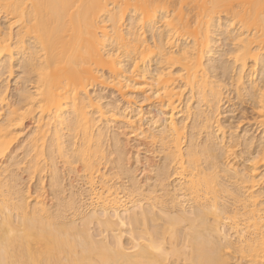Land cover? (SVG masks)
I'll return each instance as SVG.
<instances>
[{"label":"bare ground","instance_id":"obj_1","mask_svg":"<svg viewBox=\"0 0 264 264\" xmlns=\"http://www.w3.org/2000/svg\"><path fill=\"white\" fill-rule=\"evenodd\" d=\"M221 14L224 17L225 14L230 15L224 22L220 19ZM0 15L5 19V27L0 29V65L10 76V71H13L11 60H16L14 53L21 55L23 59L19 58V61L22 60L19 66L33 77V84L28 80L30 85H24L18 93L19 106L8 104L4 88L0 90V264H232L230 260L233 258L246 259L248 264H264V204L260 202L263 196L258 197L263 192L261 189L259 193L255 190L260 182L256 165L259 164L257 161H264V142L261 144L263 146L259 145L260 152L251 156L250 167L243 172H238L241 168L235 169L229 161L231 147L235 145L232 146L231 142L237 141L235 137L230 144L223 143V139H214L215 142H222L221 145H218L220 142L215 143L220 146V154H217V149L215 152L212 136L216 138L213 131L218 128L219 132L220 125L216 128L213 123L217 122L215 118L219 115L218 105L222 102L223 89L220 81L212 79L204 66L205 54L215 51L209 46L215 41V31L224 22L226 31L231 27L226 33H229L226 40L234 42L231 58L234 65L230 64L232 67L236 65L235 71H231L234 72L233 77L230 76L235 83L233 89H237L236 97L241 98L244 94L251 97L257 111V122L264 132V78L256 82L254 77V73H257L255 68L264 56V0H0ZM147 31L151 33V40L146 36ZM153 59L156 69L155 73L150 74L148 65ZM126 65L127 70H131L129 76L133 78L125 75ZM228 67H231L229 62ZM131 72L133 75H130ZM221 80L224 81L223 78ZM245 81L249 83V90ZM106 83L132 94L135 90H141L140 96L144 94V98L153 99L152 107L159 113L160 120L157 122L161 121L162 127L158 132L145 136L150 138L151 143L159 144L165 154L163 158L170 165L169 171L172 169L171 173L177 176V187L170 188L175 192L170 191L173 194H169L174 196L169 198L168 195L166 198L170 199V210H155L160 212L158 215L153 211L161 200L165 202L164 197L159 199L160 195L153 194L160 191V185L156 184V191L150 193L155 187L152 186L149 194L146 192L147 195L157 196H149L152 201L150 207L146 208L143 205L137 207V202H144L140 198L142 195H139L144 191L135 188L139 192L135 190L136 193L132 195L140 197L134 200L126 197L129 198L126 202L133 205L130 209L127 203L122 204L125 200H118L121 195L117 196V187H112L113 181V185L108 183L109 177H114L108 175L106 178L103 173L106 167L102 166L107 164L106 153L109 152V149L105 152L107 147L104 145L108 143H103L106 135L97 126L101 117L107 116L108 109L101 110L103 108L96 106L98 104L90 96L92 87L95 88L96 84L107 87ZM184 88L190 94L186 101L196 99L195 110L188 104L184 112L182 108L177 110ZM4 101L8 103L2 104ZM204 106L208 111L203 109ZM180 112H183L182 116L178 115ZM189 118L194 121L190 136L186 135ZM26 119L34 124L27 136L30 159L27 161L29 156L23 157L28 166L24 161L22 164H25L29 178L35 179L34 176L38 175L33 198L30 187L25 190L22 185L19 188L14 186L17 183L10 184L8 173L10 175L11 167L3 160L10 152L14 139L19 137V133L23 134L20 131ZM204 131L208 132V136L206 141L203 138L204 143H200L198 137ZM66 134L69 137L67 142L63 140ZM108 137L106 139H110ZM47 143L49 150L46 152ZM56 155L65 160L60 162L61 165L68 162L72 163L68 166L70 168H75L74 163L81 167L83 180H80L87 185L85 188L89 189L90 199L94 201L92 209H87L91 212L81 217L80 224L74 219L63 220L62 216L63 219L56 215L61 210L58 213L59 209L52 207L56 210L52 214L47 207L43 183L45 173L43 176L42 173L46 171V175L49 174L51 167L54 171L53 159L56 160ZM15 167L12 169L15 170ZM119 167L117 165V170ZM15 171L11 174L15 175ZM58 171L53 173L57 174ZM230 171H233L232 175ZM227 175L233 181V191L223 181L220 182L222 176ZM55 180L50 179L49 184L62 186ZM130 185L139 184L132 185L131 182ZM117 190L121 191V188ZM179 192L184 196V204L191 205V215L184 211L183 201L180 203L178 200L182 197L179 195L177 198L175 193ZM223 194L231 198L232 207H228L231 203L226 205L222 202ZM70 195L68 200L65 198L67 201L72 198ZM224 201L227 203L229 200L226 198ZM71 202L73 199L67 203L69 206L65 205L69 211L73 205ZM177 205L183 209H178ZM92 223L98 226V238L90 233ZM223 224L231 228V236L228 231L227 235L224 233L226 227L224 232L221 231ZM124 233L128 237L126 242Z\"/></svg>","mask_w":264,"mask_h":264},{"label":"rangeland","instance_id":"obj_2","mask_svg":"<svg viewBox=\"0 0 264 264\" xmlns=\"http://www.w3.org/2000/svg\"><path fill=\"white\" fill-rule=\"evenodd\" d=\"M222 15V14H221ZM226 16L224 17V15H222V16H220V19H222V20H224V22H225V19H226V17H229V15L230 14H225ZM0 17H1V15H0ZM1 21H0V29H1V27H2V29H4V25H5V19H4V17L2 16L1 17V19H0ZM220 21L221 23L223 22V21ZM127 22V21H126ZM224 22L222 23L223 25L221 26V27H219V28H217V31H215V35H214V40L216 41V43H215V41L213 42V43H215L216 45H214L213 43H212V45H209L210 46V48H212V49H215V51H213V52H209L207 55L205 54V63L206 64H204V66L207 68V71L208 72H210V76H211V78L212 79H217V81H220L219 83H221V85L223 86V84H224V86L222 87L221 86V88L223 89V90H225L224 92H223V90H222V95H221V103H220V105H218V110H219V113H217V115L218 116H216V120H217V122H216V124H215V122L213 123V126L214 127H219V125H220V127H219V132L217 131L218 130V128L217 129H212V130H210V131H213L214 132V135H215V133H216V138H214V136H212L213 138H212V140H213V149L214 150H218V152H217V150L215 151V152H217V154L219 155L220 154V149H218L220 146H218V145H221V143L223 142H225L226 144H230V142L234 139V137L237 139V141H236V139H235V141L236 142H234V143H232L231 142V145L233 146V144H235L233 147H231L232 148V151H231V156H230V158H229V161H230V164H231V166H235V169L236 168H241V169H237L238 170V172H241L242 170H244L245 171V168L247 167V168H249L250 166V164L252 163L250 160H252L251 159V156L253 157L254 156V154L256 153H258V152H260V146H263V145H261V144H263V139H264V137H263V129H262V127L259 125V123L257 122L258 121V118H256L257 116V111H256V109L254 108V104L252 103L253 101L250 99L251 97L248 95V94H244L245 93V91L244 92H242L244 95L241 97V98H239V97H236V95L237 94H235V91L237 90V89H233V88H235L234 87V85H235V83H233L232 82V80L233 79H231L232 77H233V74H234V72H231V71H235V66H233L232 67V65H230V64H233L234 65V62H233V59H231V58H233V54H232V47L234 48V46H233V43L234 42H230V40L227 42V40H228V38H229V33L228 34H226L227 33V31L231 28H227V31L225 30L226 29V27L224 26ZM234 25H235V23H234ZM225 27V28H224ZM220 28H222V29H220ZM220 30V31H219ZM225 32V33H224ZM217 33H219V34H217ZM220 33H224V34H220ZM146 36H147V38L149 39V40H151V37H150V35H151V33H149L148 31L146 32ZM226 34V35H225ZM149 35V36H148ZM225 35V36H224ZM217 36H219L218 38H217ZM221 36H224V37H227V38H225V40H223L224 39V37H221ZM221 37V38H220ZM217 39V40H216ZM219 39V40H218ZM227 39V40H226ZM30 42H31V40H29ZM28 41V42H29ZM227 43H226V42ZM230 42V43H229ZM232 43V44H231ZM226 44H228V45H226ZM230 44V45H229ZM212 46V47H211ZM217 50V51H216ZM14 52H15V50H13ZM225 51V52H224ZM216 52V53H215ZM212 54H213V56H212ZM18 54H15L14 53V56H15V58H16V60H11L12 61V70L13 71H10V72H12L11 74L12 75H8L9 74V72H8V74H6V72L4 71V68H3V66H2V64L0 65V68H2V69H0V77H1V79H0V90H3V88H4V94H5V96L7 95L8 96V98H7V96H6V100L8 99L9 101V103L8 102H3L2 104H4V103H8V104H10V105H12V107H15V104L17 105V106H19L20 104H17V102H19L20 103V94H18V93H20V91L24 88V85H25V87L27 86V85H30L27 81L29 80V81H31V84H33V77L31 78L30 76H28V74H26L24 71H23V69H22V67H21V65L19 66V63L21 64V61H19L21 58L23 59V57H21V55H18ZM209 55V56H208ZM230 56H232V57H230ZM15 58H13V59H15ZM20 58V59H19ZM206 58H207V60H206ZM228 58V59H227ZM262 59H261V61L260 62H258V65L256 66V70H257V73H254V77H255V80H256V82L257 81H261V79H263L264 78V63L262 64V62H264V56L262 55V57H261ZM230 60V61H229ZM14 61V62H13ZM155 62V60L153 59L152 60V62H150V64L148 65L149 67H148V70H150L149 72H150V74H151V72H154L155 73V69H156V64H153L154 62ZM228 62H229V66H231V67H228ZM230 62H233V63H230ZM262 64V65H261ZM13 65H14V67H13ZM207 65V66H206ZM210 67H209V66ZM127 66V68L125 67L124 69L126 70V71H124V73H125V75L127 76V74L129 73V71H131V70H127L128 69V65H126ZM215 66V67H214ZM260 66H261V68H260ZM19 67H21V69L19 68ZM214 67V68H213ZM259 67V68H258ZM228 68H229V71H228ZM211 69V70H210ZM21 71V72H20ZM227 71V72H226ZM3 72V73H2ZM14 72V73H13ZM229 72V73H228ZM233 73V74H232ZM27 75V76H24V75ZM153 74V73H152ZM209 74V73H208ZM211 74H213V75H211ZM226 74V75H225ZM3 75H5V77H2ZM21 75H23L22 77H21ZM130 75H133L132 74V72L130 73ZM215 75V76H214ZM258 75V76H257ZM128 76H129V74H128ZM230 76H232L231 78H230ZM257 76V77H256ZM30 79H29V78ZM130 77V76H129ZM216 77V78H215ZM218 77V78H217ZM253 77V78H254ZM6 78V79H5ZM130 78H133V77H130ZM224 79V81H222L221 79ZM32 79V80H31ZM211 79V80H212ZM138 80H141V79H138ZM247 81V80H246ZM245 81V86H246V88H247V90H249L248 89V87H249V83H247ZM26 82V83H25ZM223 83V84H222ZM233 83V84H232ZM107 85V87H104L103 86V84H96L94 87L95 88H91L90 89V96H93L92 98H93V100H95V102H96V104H98V105H96V106H98L100 109L101 108H103V109H101V110H110V111H106V117L105 116H103V117H101V119L99 120V123H97V126L99 127V129H102V131H103V133H105L104 134V136L106 135L107 137H108V135H109V137H110V139H106V136L104 137V139L105 140H103V143L105 142H107L108 144H106V146L104 145V147H107V148H105V152H108V151H106V150H108L109 149V152L111 153L110 155H108L109 154V152L108 153H106V163L107 164H105V161H104V163L103 164H105V166L103 165L102 167H106L107 168V171L104 169V168H102V170L104 169V174H105V177L106 178H108V175L110 176V175H114V177L113 178H110L109 177V179H110V181L108 182V183H110L111 185H113L112 187L114 188L115 186L118 188V189H120L121 188V191L119 192L118 190H117V188H116V192H117V196L120 194L122 197H125V198H122L121 196H118V197H120V198H118V200L120 199V200H122V201H124L125 200V202H122V204L124 203V204H126L127 202H128V199L130 198L131 200H134V199H139V197L140 198H143V200H144V202L143 201H140V202H142V203H140L139 204V202H137V204H138V206L137 207H139V205L141 206V205H143L144 206V208H146V207H150V205L151 204H149V203H151L150 201H152V199H149V196H150V198H152L153 196H159L158 198L159 199H161V197L163 198V201H167L168 203H165V202H162V200H161V203L159 204V205H157L156 206V208L157 209H155L154 208V210L153 211H155V210H160V209H167V208H169V206L171 207V203H170V197L171 196H174V195H169V194H173L174 192H175V190L173 191V190H170V188H173V189H175L176 187H177V183H176V175L175 174H172L171 172H172V169H171V171H169V167H170V165L167 163V160H166V158L164 159L163 157H165L164 155L165 154H163L162 152V150H161V148L159 147V144H154V143H151L152 141L150 140V138L149 137H147V136H150L151 135V133H156V132H154V131H157L158 132V130L162 127L161 125V121H160V123H158L159 122V118H158V115H159V113L158 112H156V109L154 108V107H152V98H144V94H141V96H140V91L138 90H135L134 92H133V94L132 93H128V92H126L125 90L124 91H120V90H118L114 85V87L116 88V90H115V88L113 87H111V84L112 83H106ZM5 85H6V88H5ZM100 85H101V87H100ZM247 85H248V87H247ZM2 86V87H1ZM32 86V85H31ZM31 86H28L27 88H29V87H31ZM103 86V87H102ZM224 87H225V89H224ZM20 88V89H19ZM184 92L182 93V95H181V97H180V101L178 102V107H177V110H180L181 108H182V111L184 112V110L186 109V108H184V107H187L186 106V104H188V106H191V107H193L194 109L193 110H195L196 109V105H197V101H196V99L195 98H193V100L191 99V101H189L190 102V105H189V102H188V100L186 101V97H187V99H188V94L189 93H187V91L189 92V90L186 88H184V90H183ZM125 92V93H124ZM138 92H139V94H138ZM237 92V91H236ZM124 93V94H123ZM138 95H137V94ZM225 94V95H224ZM190 95V94H189ZM244 96H246V97H244ZM223 97V98H222ZM250 97V98H249ZM95 98V99H94ZM246 98V99H245ZM97 99H101V100H98V102H97ZM152 99V100H151ZM241 99H244V100H241ZM185 102V103H184ZM187 102V103H186ZM195 103H196V105H195ZM14 105V106H13ZM100 105H103V106H100ZM180 105H182V106H180ZM4 108H5V106H4ZM180 108V109H179ZM205 108H207V107H205L204 106V108L203 109H205ZM153 109H155V112H154V110ZM192 109V108H191ZM192 110V111H193ZM206 110V109H205ZM206 111H208V109L206 110ZM205 111V112H206ZM1 112V111H0ZM183 112H180V113H178V115H180V116H182V113ZM218 112V111H217ZM105 113V112H104ZM107 113H109V115L107 114ZM110 113H112V114H110ZM113 113H114V115H113ZM116 113V114H115ZM158 113V114H157ZM105 115V114H104ZM111 115H113V117H116L115 119L114 118H112V116ZM157 115V116H156ZM178 115H177V118H179L178 117ZM108 116H111L110 118L108 117ZM108 117V118H107ZM102 118H105V119H102ZM110 119H112V120H110ZM192 119H193V117H192ZM28 120V121H27ZM106 120V121H105ZM108 120H110V121H108ZM127 120H129L130 121V123H132V126H131V124L130 125H128V121ZM154 120V121H153ZM194 120V119H193ZM193 120H190V118L187 120V128H186V135H188V136H190L191 135V133L193 132V129H192V125H193ZM215 120V121H216ZM108 121V122H107ZM126 121V122H125ZM158 121V122H157ZM101 122V123H100ZM102 122H104V123H102ZM111 123V125H109L110 123ZM121 122H123V123H121ZM157 122V123H156ZM24 125L25 126H23V130H21L20 132H22L23 131V134H21V133H19L18 135H19V137L18 138H16V139H14V141L12 142V145H11V148H10V154L8 153L7 154V157H5L3 160H4V164H7L8 163V165H10V169H14V167H15V170H13L12 169V171H15V175H12L13 173H12V171L9 169V171H10V175H9V173H8V178L9 179H11L10 180V184H12V185H14L13 183H17V184H19V181H21L20 183V185H14V186H18L19 188H21L22 186H23V188L26 190V189H28L29 187V189H30V192L32 193V195H31V197L32 196H34V194H35V192H33V191H36V188H37V183H36V180L38 179V178H36L38 175H36V176H34L35 177V179H33V178H29V176H28V174L29 173H27V166H28V162H26V160L28 161L29 159H30V153H28L29 151H28V137L27 136H29L30 135V133H31V129L33 130V122H32V120H31V122H30V119H26L25 121H24ZM29 126V125H31V126H27V125ZM124 124V125H123ZM125 124H127V126L125 125ZM191 124V125H190ZM218 124V125H217ZM106 125H108V126H106ZM27 126V127H26ZM130 126H131V128H130ZM135 126H137V127H135V131H133L134 130V127ZM159 126V127H158ZM110 127V128H109ZM158 127V129H156V128ZM190 127H191V129H190ZM141 128V129H140ZM104 129V130H103ZM109 129H111V130H109ZM130 129L132 130V131H130ZM137 129V130H136ZM156 129V130H155ZM221 129V130H220ZM26 130V131H25ZM188 130H191V131H188ZM143 131H145L144 133H142ZM29 132V133H28ZM108 132V133H107ZM110 132V133H109ZM150 132V133H149ZM190 132V133H189ZM212 132V133H213ZM217 132H218V134H217ZM116 133V134H115ZM148 133V134H147ZM189 133V134H188ZM108 134V135H107ZM113 134H114V137H113ZM145 134L147 135V136H145ZM204 134V135H203ZM208 134V132H201L200 134H199V136L200 135H202L201 137H198L199 139H198V142H200V143H204V141H206V138H207V135ZM24 135H26V136H24ZM213 135V134H212ZM219 137H218V136ZM222 135V136H221ZM223 135H224V137H225V139H224V137H223ZM24 137V138H23ZM108 137V138H109ZM205 137V138H204ZM218 137V138H217ZM27 140H26V139ZM189 137H187V142H188V139ZM201 138V139H200ZM203 138H204V141H203ZM229 138H232V139H230V141H228V143L226 142L227 140H229ZM214 139L216 140V139H219V140H222L223 139V141L221 142V141H219L218 140V142H220L219 144H218V142H215L214 141ZM23 140H25V141H23ZM63 140H65V142H67V140H69V137H68V134H66L65 135V137H64V139ZM117 140V141H116ZM225 140V141H224ZM151 141V142H150ZM234 141V140H233ZM22 142V143H21ZM26 144H25V143ZM117 142H118V144H117ZM21 143V144H20ZM215 143H217L218 145H215ZM16 144V145H15ZM117 144V145H116ZM237 144V145H236ZM22 145H23V147H22ZM27 147H26V146ZM108 145V146H107ZM215 145V146H214ZM260 145V146H259ZM218 146V147H217ZM12 147H13V149H12ZM118 147V148H117ZM159 147V148H158ZM214 147H216V148H214ZM259 147V148H258ZM49 148V146H48V143L46 144V152L49 150L48 149ZM262 148V147H261ZM258 149V150H257ZM260 149V150H259ZM14 150V151H13ZM256 150H257V152H256ZM27 151V152H26ZM23 152H24V154H25V156L23 155ZM234 153V154H233ZM15 154V156H17V157H13L12 155H14ZM29 156V157H28ZM108 156V157H107ZM250 156V157H249ZM11 157V158H10ZM23 157H28V158H26V160H23ZM60 157V156H59ZM58 157V155H56L55 156V158H56V160L55 159H53L54 160V165H53V167L55 166L56 168V170L54 169V171H52L53 170V168L51 167V171H49V174H47L46 175V171L45 172H43L42 173V176L44 175V173H45V175L43 176L44 177V179H43V183H44V189L46 190H44L45 192H44V194H45V196H44V198H45V200H46V204L48 205L47 207L49 208V210H51L50 212L52 213V214H55L54 212H56V210H57V208L59 209V210H57L58 211V213H59V211L61 210V212H63V213H59V214H57L56 213V215L57 216H62L61 218L63 219V220H77L76 222L77 223H79V221H80V219H81V217H83V216H85L86 214L88 215L90 212L87 210V209H89V210H91L92 209V207L94 206V201L93 200H91L90 199V197H92L91 196V193L89 192V189L88 188H85L87 185L86 184H84V181H82L81 182V180L80 179H82L83 180V178H81V176H82V172L80 171V169L79 168H81L77 163H74L75 164V168L74 167H72V168H70V167H68V166H71V164L69 165L68 164V162H63V164L61 165V163H62V161H65L62 157V159H60ZM14 158V159H13ZM110 160H109V159ZM116 158V159H115ZM250 158V159H249ZM7 159V160H6ZM11 159H13V160H11ZM15 159H17V161L15 160ZM20 159H22V161H20ZM25 159V158H24ZM60 159V160H59ZM114 159V160H113ZM50 160V159H49ZM48 160V161H49ZM57 160H59V161H57ZM109 160V161H108ZM116 160V161H115ZM118 160L120 161V162H123V164L122 163H120V162H118ZM6 161V162H5ZM10 161V162H9ZM14 161H16V162H14ZM24 161V163L26 164H22V162ZM233 163H232V162ZM13 162V163H12ZM17 162H19V163H17ZM56 162V163H55ZM57 162L59 163V166L57 165ZM61 162V163H60ZM262 162H264V161H257V163H259L258 165H256L257 166V172L259 173V176L257 177V179L260 181H258L259 183H260V185H259V183H258V185L256 186V188H255V190H257V193H259L260 192V189H261V191L264 193V179H262V178H264V164L262 163ZM49 163H51V161H49ZM67 165H65V164ZM203 163V165L205 166V163L204 162H202ZM202 163H201V165H202ZM18 164H21L20 165V167H18ZM122 164V165H121ZM24 165L26 166L25 168H24ZM117 165H118V167H119V170H117ZM202 165V166H203ZM60 166H61V168H60ZM73 166V165H72ZM116 166V167H115ZM121 166H122V168H121ZM230 166V167H231ZM17 167L19 168L18 170H17ZM244 167V168H243ZM121 168V169H120ZM60 169V170H59ZM68 169H69V172H71L72 171V173H69L68 172ZM70 169H72L71 171H70ZM135 169V170H134ZM168 169V170H167ZM234 169V168H233ZM234 169V170H235ZM27 170V171H26ZM59 170V171H58ZM75 170V171H74ZM102 170H101V172H102ZM236 170V171H237ZM259 170V171H258ZM58 171V173L56 174V173H53V172H57ZM80 171V172H79ZM166 171H169V172H166ZM246 171H247V169H246ZM107 172H108V174H107ZM120 172H122L121 173V175H120ZM125 172H126V174H125ZM231 173H229V174H233V171H230ZM243 172V171H242ZM12 173V174H11ZM17 173V174H16ZM61 173V174H60ZM111 173V174H110ZM113 173V174H112ZM119 173V174H118ZM166 173H167V175H166ZM50 174H55V176L54 175H50ZM260 174H261V176H260ZM11 175H12V177H11ZM57 175V176H56ZM59 175V176H58ZM60 175H61V177H60ZM81 175V176H80ZM107 175V176H106ZM222 175V174H221ZM63 176V177H62ZM146 176V177H145ZM51 177V178H50ZM52 177H54V178H52ZM59 177V178H58ZM83 177V176H82ZM134 178V179H131V178ZM158 177V178H157ZM170 178V179H168V178ZM228 175L227 176H222V178H221V183H223L224 182V185H227V187H231V191H233V189H232V182L233 181H231L230 180V178L228 177ZM15 178H16V180H15ZM52 180V179H56L55 181L57 182V184H62V186H60V185H58L57 187L60 189H58L56 186H53L54 184H52V186H51V184H49V180L50 179ZM225 178H226V182H225ZM30 179H32L31 181H30ZM58 179V180H57ZM227 179H229L230 181H228ZM262 179V180H261ZM131 180V181H130ZM233 180V179H232ZM27 182V183H23V182ZM45 181V182H44ZM54 181V182H55ZM112 181H113V184H112ZM223 181V182H222ZM52 182V181H51ZM56 182H55V184H56ZM63 182V183H62ZM132 182V185L133 184H139L138 186H132L131 187V185H130V183ZM155 182V183H154ZM227 182H229V184L227 183ZM28 183H29V185H28ZM45 183H47L46 185H45ZM65 183V184H64ZM83 183V184H82ZM120 183V184H119ZM159 183V184H158ZM161 183V184H160ZM227 183V184H226ZM24 184V185H23ZM50 186H49V185ZM56 184V185H57ZM64 184V185H63ZM155 184V185H154ZM160 185V187H159V189H158V186L157 185ZM164 184V185H163ZM166 184V185H165ZM22 185V186H21ZM28 185V186H27ZM35 185V186H34ZM122 187H121V186ZM141 185V186H140ZM63 186H65V187H63ZM123 186H124V188H123ZM127 186H130V187H128L127 188ZM152 186H155L154 188H156V189H154ZM173 186V187H172ZM175 186V187H174ZM28 187V188H27ZM34 187V188H33ZM51 189H50V188ZM62 187V188H61ZM120 187V188H119ZM139 187V189L138 190H140V188H141V191L143 190L144 192L143 193H139V195H132V194H135L136 192H137V188ZM153 189H152V188ZM166 187V188H165ZM258 187V188H257ZM52 188H54V190H56L57 192H55ZM64 188V189H63ZM66 188V189H65ZM128 190V189H130V190H132V191H127L126 189ZM136 188V189H135ZM148 188H149V190H148ZM152 190H151V189ZM123 189V190H122ZM160 190L161 191V193H160V191H156V190ZM163 189V190H162ZM259 189V190H258ZM55 192H53V191ZM62 190H63V192H62ZM66 190V191H65ZM72 192H70V191ZM87 190V191H86ZM124 190H126V192L124 191ZM135 190H136V192H135ZM148 190V191H147ZM151 190V192L150 193H152L153 192V190H155L156 192H153V194H156V195H153V196H151V195H147V193L149 192ZM166 190H168V191H166ZM53 192V194L51 193V192ZM85 191V192H84ZM124 191V192H123ZM163 191V192H162ZM170 191H173V193H170ZM259 191V192H258ZM67 192H68V194H67ZM88 193L89 194V196H88V194L86 195V194H84V193ZM129 192V193H128ZM139 192V191H138ZM137 192V193H138ZM147 192V193H146ZM261 192V193H262ZM78 193V194H77ZM125 193V194H124ZM127 193H128V195H127ZM144 193H146L145 195H147V196H145V195H143ZM159 193V194H158ZM163 193V194H162ZM260 193V194H261ZM261 194V195H258V197H261V196H263L260 200H262V201H260L259 199V201L262 203L263 202V204H264V194ZM70 194H72V195H70ZM73 194L75 195V196H73ZM149 194V193H148ZM175 194H177V198L178 197H182V198H178V200H180V201H178V202H180V203H182V201H183V197L184 196H182V195H180V192L179 193H175ZM181 194H182V192H181ZM60 195V196H59ZM69 195L72 197V198H69V200L70 201H72V199H73V202L74 203H78V205L80 206H78V205H75L73 202H71V204H73V205H71L72 207H70L71 209H70V211L72 212H70L69 211V209H67V206H65L68 202H70V201H67L68 200V197H69ZM83 195H85V196H83ZM124 195V196H123ZM134 197H132V196ZM168 195H169V198H168V200H166V198L168 197ZM180 195V196H179ZM224 195V194H223ZM227 195V194H226ZM58 196H59V198H58ZM76 196H79L78 198L76 197ZM136 196H137V198H136ZM145 198H148V199H145ZM156 196V197H157ZM166 196V197H165ZM126 197H129V198H126ZM33 198V197H32ZM32 198H30L31 200H32ZM62 198V199H61ZM67 200H66V199ZM117 198V197H116ZM187 198V197H186ZM223 198L224 199H222L223 201V203H225L226 205L228 204H230L228 207H232V202H230V200H231V198L229 197L228 198V195H227V197L224 195L223 196ZM226 198H227V200H229V201H227V203H226V201H224V200H226ZM29 199V200H30ZM63 199H65V200H63ZM74 199H76V200H74ZM78 199V200H77ZM90 199V200H89ZM30 200V201H31ZM81 200V201H80ZM119 200V201H120ZM126 200H127V202H126ZM145 200H146V202H145ZM185 200V199H184ZM64 201V202H63ZM88 201H91V202H88ZM93 201V202H92ZM130 201V200H129ZM148 201V202H147ZM61 202V203H60ZM62 202H63V204H62ZM66 202V203H65ZM86 202V203H85ZM177 202V201H176ZM54 205H53V204ZM88 203H90V204H88ZM91 203H93V204H91ZM162 203H164V204H162ZM170 203V204H169ZM184 203H186V202H184L183 201V204ZM58 206H57V205ZM64 205L66 208H64V206L62 207V205ZM128 204H130V202L129 203H127V207L128 208H130V209H132L133 208V205L131 206V204H130V206L128 205ZM148 204V205H147ZM165 204H169V205H165ZM182 204V205H183ZM53 205V206H52ZM56 205V206H55ZM61 205V206H60ZM68 206H69V204H67ZM82 205V206H81ZM93 205V206H92ZM185 206H184V211L188 214V215H191V213L189 212V210H191L190 208H191V205H189V204H184ZM190 207H189V206ZM61 208H63L64 209V211H63V209H60V207ZM79 208H78V207ZM90 208H89V207ZM161 206V207H160ZM163 206H165L164 208H163ZM187 206V207H186ZM51 207V208H50ZM52 207H54V208H52ZM75 208V210H74V208ZM132 207V208H131ZM142 207V206H141ZM81 208V209H80ZM84 208V209H83ZM177 208L178 209H183V207H179L178 205H177ZM186 208V209H185ZM82 211H80V210ZM122 209V211L123 212H125L124 210H123V208H121ZM171 208H169V209H167V210H170ZM87 210V211H86ZM68 211V212H67ZM77 211V212H76ZM78 211H79V213H78ZM98 211L100 212L101 210H99L98 209ZM165 211V210H164ZM67 212V213H66ZM85 212V213H84ZM87 212H89V213H87ZM119 212H121V210L119 211ZM123 212H121V213H123ZM66 213V216L64 215ZM78 213V214H77ZM83 215H82V214ZM120 213V214H121ZM155 213H157L156 211H155ZM160 213V212H159ZM159 213H157V215L159 214ZM63 214V215H62ZM72 215V216H71ZM74 215H76V217L74 216ZM71 217V218H70ZM74 217V218H73ZM68 218V219H67ZM80 224V223H79ZM228 224L227 225H225V224H223V226H222V228L223 229H221V231H223L224 230V227H226L225 228V234L227 235V233H228V235H232V233L231 232H233L232 230H231V228L228 226ZM226 231H228L227 233H226ZM90 233L92 234V236H94L95 238L97 237V234L99 233V229H98V226H96V224L95 223H92L91 225H90ZM110 234V233H109ZM108 234V235H109ZM126 233H124V237H123V239H124V241L126 242L127 240H128V237H125V236H127V235H125ZM96 235V236H95ZM230 235V236H231ZM98 237H100L99 235H98ZM97 237V238H98ZM229 237V236H228ZM127 238V239H126ZM231 238H233V236L231 237ZM230 262L232 263V264H246L247 262H246V259H242V260H239V259H231L230 260ZM248 264V263H247Z\"/></svg>","mask_w":264,"mask_h":264}]
</instances>
